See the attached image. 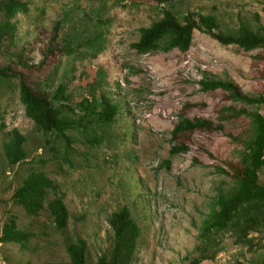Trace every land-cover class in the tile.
<instances>
[{
    "label": "rangeland",
    "instance_id": "rangeland-1",
    "mask_svg": "<svg viewBox=\"0 0 264 264\" xmlns=\"http://www.w3.org/2000/svg\"><path fill=\"white\" fill-rule=\"evenodd\" d=\"M22 1L29 13L11 21L16 30L0 42V67H10L49 97L62 89L60 103L74 120L83 115L82 102L106 105L103 97L120 111L110 125L92 120L69 132L68 149L26 116L18 79L0 89V238L11 217L32 235L25 247L0 244V264H70L67 247L77 239L88 244V264H97L113 247L110 219L124 208L141 229L132 264H188L199 257L202 223L216 209L217 197L233 186L222 171L240 163L251 120L243 116L225 122L223 132L190 135V151L176 156L172 132L182 115L217 124L224 109L235 108L264 117V106L234 103L227 93L204 92L200 85L230 82L246 97L264 96V50L222 46L201 32L187 53L138 55L132 45L164 10L178 17L215 16L217 33L256 30L264 26V0ZM15 130L26 139L28 157L11 166L3 147ZM32 172L58 187L70 213L64 232L47 208L32 217L14 201ZM259 183L264 186V169ZM250 238L245 246L231 234L220 236L216 257L201 264H264V225Z\"/></svg>",
    "mask_w": 264,
    "mask_h": 264
},
{
    "label": "trees",
    "instance_id": "trees-1",
    "mask_svg": "<svg viewBox=\"0 0 264 264\" xmlns=\"http://www.w3.org/2000/svg\"><path fill=\"white\" fill-rule=\"evenodd\" d=\"M159 5L169 0H153ZM29 13V4L22 0H0V14L4 21L0 23V42L8 36H14L16 27L11 21L20 14ZM219 22L212 15H195L188 13L178 17L171 11L164 10L163 18L149 28L140 30V39L132 45L138 55L154 53H170L179 51L187 53L193 46L195 32H201L217 41L222 46H236L244 52L264 50V26L259 23L256 30L246 26L238 30L222 34L217 33ZM58 39V34L54 41ZM59 50L66 51L63 45ZM47 59V56L46 58ZM45 61V60H44ZM18 79L20 103L25 108L26 116L45 135L61 139L68 149L72 146L69 132L85 127L97 121L101 125L114 123L119 114V107L107 98L105 104L79 105L83 115L74 120L65 113L60 98L63 90L54 97L44 95L34 89L26 78L10 67H0V89ZM204 92L222 91L229 95L234 103H243L250 107L264 106V96L246 97L239 86L222 81L204 80L200 82ZM251 120L252 130L248 140L244 142L245 150L240 163L232 166L231 171H222L233 182L232 188L217 197L216 209L205 216L199 235L197 252L199 257L189 260L188 264H201L213 260L220 251V236L231 234L237 244L249 246L252 244L250 235L264 225V186L259 183V173L264 169V117L259 112L248 114L235 108H226L219 123L202 118L190 119L182 115L172 132L174 146L171 155L186 154L190 151L189 136L197 132L216 133L225 130V122L241 117ZM85 123L87 125H85ZM85 125V126H84ZM26 139L17 130L3 147V155L11 166L23 163L28 155L25 149ZM54 196V199H50ZM14 201L21 206L27 215L39 217L47 208L56 229L64 232L70 220L69 210L62 197L58 196V187L45 174L32 172L23 185L13 196ZM114 243L109 254L103 255L97 264H132L138 250L141 229L132 217L131 211L124 208L114 213L110 219ZM32 239L28 232L18 228L15 217H11L3 229L0 244H18L25 247ZM70 264H88V244L83 239H77L67 247Z\"/></svg>",
    "mask_w": 264,
    "mask_h": 264
}]
</instances>
